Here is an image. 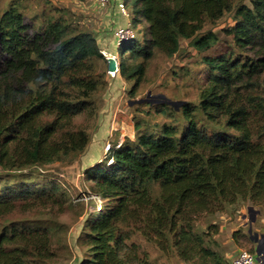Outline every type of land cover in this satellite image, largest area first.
Masks as SVG:
<instances>
[{
  "label": "trees",
  "instance_id": "1",
  "mask_svg": "<svg viewBox=\"0 0 264 264\" xmlns=\"http://www.w3.org/2000/svg\"><path fill=\"white\" fill-rule=\"evenodd\" d=\"M128 3L140 38L118 54L127 96L137 97L157 56L173 58L188 40L202 56L199 101L181 105V133L173 124L154 133L138 120L135 138L85 173L102 205L78 239L84 260L148 264L131 241L142 232L186 261L230 264L205 245L194 220L239 202L264 209V0ZM227 13L234 24L215 32ZM64 20H27L17 2L0 11V264H59L58 233L31 216L63 208L68 197L38 179L48 166L76 162L103 109L107 59L92 30ZM151 185L163 194L155 198ZM234 238L249 242L241 231Z\"/></svg>",
  "mask_w": 264,
  "mask_h": 264
},
{
  "label": "rangeland",
  "instance_id": "2",
  "mask_svg": "<svg viewBox=\"0 0 264 264\" xmlns=\"http://www.w3.org/2000/svg\"><path fill=\"white\" fill-rule=\"evenodd\" d=\"M12 2L20 4L27 20L34 18L40 23L62 18L76 29L92 30L84 19H80L79 15L82 13L76 0H0V11L5 10ZM244 3L249 4L250 0H244ZM127 7L134 19L136 14L133 6L128 3ZM117 12L120 14L118 9ZM233 24V15L227 13L215 27L211 28L220 33V29ZM137 36L140 38L138 32ZM123 50L124 44H117L112 51L121 56ZM223 50L224 45H221L209 54ZM201 57L189 46L188 40L182 41V51L173 58L157 56L150 63L147 81L135 99L127 96L130 85L121 77L113 80L109 77L111 83L109 82L108 87L99 95L98 100L103 109L89 131V147L73 164L56 163L41 172L38 182L45 184L55 182L68 197L63 208L46 209L39 215L31 216L35 221L43 220L44 223L51 225L53 231L58 233L55 247L59 264H87L84 260V246L78 239L84 222L92 213L98 211L102 200L92 195L85 173L106 159L110 151L106 150L108 145L112 147L121 144L126 138L134 139L135 123L138 120L147 122L154 133L160 131L164 124L175 125L181 133L183 129L179 113L181 105L185 102L199 101V89L194 74L200 68ZM150 191L157 198L164 190L160 185H151ZM137 227L139 229L140 226ZM194 230L204 234L205 245L221 254L230 264L241 251L254 254L257 264H264V209L253 207L249 202H239L233 206H226L222 212L202 213L194 220ZM236 231L247 235L249 242L241 240L243 242L241 246L234 238ZM131 241L135 244L134 250L144 257L148 264H199L198 261L182 259L169 246L162 250L159 245L164 244L162 240L155 241L142 232L134 234Z\"/></svg>",
  "mask_w": 264,
  "mask_h": 264
},
{
  "label": "crops",
  "instance_id": "3",
  "mask_svg": "<svg viewBox=\"0 0 264 264\" xmlns=\"http://www.w3.org/2000/svg\"><path fill=\"white\" fill-rule=\"evenodd\" d=\"M76 2L82 13L79 15L80 19H84L85 23L87 22L88 25L92 27V32L96 35L101 50L117 54L112 51L118 44L115 31L118 27L126 26L133 21L131 12L129 11L130 17L128 18L122 16L117 12L114 2H111L108 6L103 7L93 0H76ZM109 82L111 83L110 80Z\"/></svg>",
  "mask_w": 264,
  "mask_h": 264
},
{
  "label": "built area",
  "instance_id": "4",
  "mask_svg": "<svg viewBox=\"0 0 264 264\" xmlns=\"http://www.w3.org/2000/svg\"><path fill=\"white\" fill-rule=\"evenodd\" d=\"M100 6H106L109 5L111 2L115 3L116 8L120 12V14L124 17H130V13L128 12L127 7V0H93ZM115 36L118 41V45H121L124 42L133 40L137 38V32L132 26L131 23L127 24L126 26L118 27L115 31ZM104 57L108 60L110 58H117V68L116 71H108V76L112 79H115L119 76V59L118 54L109 53L105 50H101ZM120 144L117 145L119 147ZM111 149V145L107 146V151ZM233 264H257V258L254 254L247 252V251H241L239 255L234 259Z\"/></svg>",
  "mask_w": 264,
  "mask_h": 264
},
{
  "label": "water",
  "instance_id": "5",
  "mask_svg": "<svg viewBox=\"0 0 264 264\" xmlns=\"http://www.w3.org/2000/svg\"><path fill=\"white\" fill-rule=\"evenodd\" d=\"M117 58H110L107 60V70L116 71L117 68ZM139 102V101H138Z\"/></svg>",
  "mask_w": 264,
  "mask_h": 264
}]
</instances>
